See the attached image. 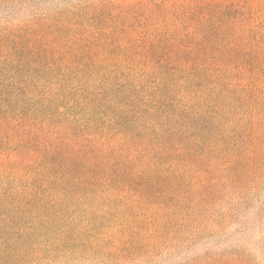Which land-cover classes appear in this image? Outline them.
<instances>
[{"label":"trees","instance_id":"1","mask_svg":"<svg viewBox=\"0 0 264 264\" xmlns=\"http://www.w3.org/2000/svg\"><path fill=\"white\" fill-rule=\"evenodd\" d=\"M28 1L0 0V264H158L228 239L264 0ZM219 246L175 264H263Z\"/></svg>","mask_w":264,"mask_h":264},{"label":"rangeland","instance_id":"2","mask_svg":"<svg viewBox=\"0 0 264 264\" xmlns=\"http://www.w3.org/2000/svg\"><path fill=\"white\" fill-rule=\"evenodd\" d=\"M66 1L57 0L54 4L61 5ZM19 4L21 5L17 6V9L23 10L30 5L41 4V2L34 0ZM0 16H2V13H0ZM246 117L252 125L246 129V198L241 215L236 219L237 224L229 230L228 239L218 240L220 244L217 243V240H205L195 244V246L193 245L179 255L159 261L158 264L184 263L193 256L200 255L204 253L203 251L215 248L218 245H220V251L222 252L247 250L251 253L252 259L261 261L264 264V143L259 148L253 149L257 138L264 137V113L258 115L254 123L252 121L254 117L250 112L246 113ZM67 261L58 259L44 264H77L76 260Z\"/></svg>","mask_w":264,"mask_h":264}]
</instances>
